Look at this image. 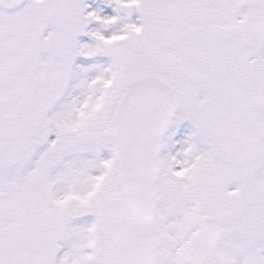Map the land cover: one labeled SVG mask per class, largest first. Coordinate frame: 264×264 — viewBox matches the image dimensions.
I'll list each match as a JSON object with an SVG mask.
<instances>
[{
    "label": "snow or ice",
    "instance_id": "1",
    "mask_svg": "<svg viewBox=\"0 0 264 264\" xmlns=\"http://www.w3.org/2000/svg\"><path fill=\"white\" fill-rule=\"evenodd\" d=\"M0 264H264V0H0Z\"/></svg>",
    "mask_w": 264,
    "mask_h": 264
}]
</instances>
